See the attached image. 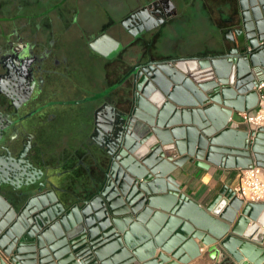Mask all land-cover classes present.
<instances>
[{
  "label": "water",
  "instance_id": "1",
  "mask_svg": "<svg viewBox=\"0 0 264 264\" xmlns=\"http://www.w3.org/2000/svg\"><path fill=\"white\" fill-rule=\"evenodd\" d=\"M239 1L243 43L239 28L222 54L142 61L91 98L103 100L117 91L93 113L92 139L103 152L97 159L106 163L90 183L92 190L89 185L63 187L59 195L31 160L34 151L27 156L30 145L20 150L15 137H6V128L0 131V264H78L76 259H85L84 264L188 263L201 255L196 238L210 247L216 264H264V203H244L224 186L203 206L190 191L181 192L171 175L188 162L204 169L261 164L256 145L264 128L250 138L228 126L234 110L245 111L246 93L254 92L249 83L255 79L254 68L264 66V0ZM148 9L127 16L122 24L129 29L130 17L137 15L147 30L153 18L141 15ZM90 46L108 55L119 42L103 32ZM204 61L214 65L215 73ZM183 63L196 67L198 77ZM169 68H180L188 78L181 80ZM159 69L166 73L163 78L185 88L167 90ZM222 104L234 110L220 117ZM244 156L248 162H238ZM170 163L175 167L169 169ZM47 195L55 197V214L44 202ZM24 214L31 215L29 223ZM251 224L255 228L247 232Z\"/></svg>",
  "mask_w": 264,
  "mask_h": 264
},
{
  "label": "crops",
  "instance_id": "2",
  "mask_svg": "<svg viewBox=\"0 0 264 264\" xmlns=\"http://www.w3.org/2000/svg\"><path fill=\"white\" fill-rule=\"evenodd\" d=\"M5 3L4 10L12 16L17 24L27 25V35H32L36 31L39 38L46 43V47H50V42L56 39L52 58L56 57L60 63L69 62L75 66L69 69L66 66H49L54 71L60 69L67 70L72 76L77 78L78 83L73 87L81 91L74 98H68L67 87L70 84L69 76H61V85L56 83V89H60L59 94L54 96V79L51 74L47 75L48 90L43 102L46 103L43 118L47 121V126L39 132H34L33 151L34 155L31 160L40 167L46 174V178L50 179L52 185L50 188L56 187L59 195H62L59 188L66 183L65 172L72 165L78 167L75 174V183H83L90 171L93 177L98 176V167L96 159L90 153H84V148L89 145L94 151L101 150V146L90 138V133L84 127L89 114V108L92 107L91 100L98 94V84L102 71V66H96L98 63V52L94 50L90 43L106 31L111 37L119 42L118 48L113 50L109 57L114 63L122 54L128 64L127 66H112V86L118 83L120 76L124 71L129 70L132 66L129 63L139 57L147 59L146 54L151 55L154 59L163 57H175L179 55H170L168 52H160L157 43L160 36V25L162 19L153 18L152 24L147 30L144 25L139 24L135 30L126 29L122 25V21L132 12L146 6L154 0H0ZM198 0H170L173 10L169 13L167 22L174 18V14L179 16L183 14L182 6L196 5ZM204 8L207 9L208 18L219 25L222 32L223 41L221 48H206L200 54L193 56H212L225 52L231 37L236 35V31L240 28V32L244 36L242 29V8L239 0H199ZM248 3V2H247ZM164 20V19H163ZM51 48V47H50ZM149 51H147V50ZM101 55V54H100ZM52 61V59H50ZM114 65V64H113ZM101 67L100 75L93 77V85L95 90H91L92 83L81 81L82 75H87L92 70L97 72ZM207 69V68H206ZM59 70V71H60ZM205 71V68L202 71ZM59 74V73H58ZM77 75V76H76ZM56 80V79H55ZM76 90H74L75 92ZM117 91L110 92L109 101H112ZM255 93V90H254ZM245 111L255 112L258 104V95L246 93ZM94 107V106H93ZM92 107V109H93ZM233 109L224 104L221 105L219 111L220 117L225 115V110ZM234 110V109H233ZM90 119V118H89ZM207 120L209 118L207 117ZM228 126L239 131H246L252 138V130L243 122L238 111L233 115ZM33 132V131H32ZM85 135L92 142L86 143ZM235 136H238L235 134ZM257 153L260 165L264 167V138L257 143ZM248 157L238 158V162H248ZM238 168H226L211 165L209 169H204L192 163H185L184 166H178L172 173L176 184L182 187L181 192L192 193V198L203 206H206L217 195L221 188L227 186L234 190L238 183ZM76 171V170H75ZM76 173V172H75ZM85 174V175H84ZM90 176V174H89ZM88 176V177H89ZM83 181V182H82ZM58 190H60L58 192ZM200 247L201 255L192 260L188 264H216L218 259L211 257L209 246L203 244L201 240L195 239ZM159 251V250H158Z\"/></svg>",
  "mask_w": 264,
  "mask_h": 264
},
{
  "label": "flooded vegetation",
  "instance_id": "3",
  "mask_svg": "<svg viewBox=\"0 0 264 264\" xmlns=\"http://www.w3.org/2000/svg\"><path fill=\"white\" fill-rule=\"evenodd\" d=\"M6 5V2H0V131H3L5 128L7 131L10 129V136L15 137V141L20 144V150L30 145L29 154L27 155L29 156L30 152L33 151L32 135L47 126V121L42 116L45 107H47L46 103L43 102L48 90L47 75L51 74L56 79H54V96L59 94L60 89L57 90L55 87L56 83H58L59 87L62 84L60 80L61 76H69L70 78L71 83L67 87L69 94L74 93L73 87L78 83V80L67 70L61 71L59 69L60 71H57V68L54 71L49 67L66 66L71 69V66H75L69 62L61 64L59 59L56 57L52 58V52L57 40H51L50 48L46 47V43L39 38L37 31L31 36L25 34L28 26L17 24L14 18L9 15V12L6 13L4 10L7 8ZM171 5L170 0L159 3L153 1L135 12L141 13L144 12L142 11L143 9L149 8L148 11L145 10L146 14L143 13L141 16H146L148 13L150 14V18L162 19L161 24H164L167 23L169 13L174 11ZM135 12H132L129 16ZM146 22L148 23V20ZM139 24H141V21L136 15L135 17H130L127 26L133 31ZM98 45L99 48H103V45ZM105 52H107L106 49ZM143 53L147 59L140 58L141 53H139V57L133 59L129 63V66H136L140 62H145L149 59L156 60L151 55L146 54V51H143ZM98 55L97 62L101 63L103 69L99 82L101 89L98 90V93H103L112 85V66H117L118 64L120 66H127L128 62L122 54L119 55L114 63L109 57L110 54L100 55L99 53ZM166 58L170 57H163L157 60ZM127 71H124L117 81H120ZM81 81L83 83L85 81L92 83L93 78L88 73L81 76ZM109 97L110 94H106L103 100H100V104L105 100H109ZM91 104H93V107L94 103ZM92 107H87L89 114L94 113L95 109L94 107L92 109ZM88 120L87 123L85 122L84 127L90 133V138L92 139L96 128L94 117H88ZM102 125L105 124L103 123ZM91 139L89 143L92 142Z\"/></svg>",
  "mask_w": 264,
  "mask_h": 264
},
{
  "label": "rangeland",
  "instance_id": "4",
  "mask_svg": "<svg viewBox=\"0 0 264 264\" xmlns=\"http://www.w3.org/2000/svg\"><path fill=\"white\" fill-rule=\"evenodd\" d=\"M169 0H154L155 3ZM179 16L174 14V18L167 23L161 24L159 41L157 48L160 52H168L170 55H179L181 57H190L193 54H200L205 51L206 48H221L223 41L221 28L215 22H212L208 18L207 9L204 8L201 1H197L196 5L183 7ZM245 37L241 36V43L244 42ZM120 50V48H118ZM179 53V54H177ZM178 57V56H175ZM96 66H102L101 63H97ZM92 70L89 75L93 77L100 75V69ZM103 71V69H102ZM92 82L91 90H95V86ZM101 89L100 83L97 90ZM76 90L68 98H74L81 93L80 90ZM93 105V104H91ZM83 129H86L83 128ZM11 130L6 133V137H10Z\"/></svg>",
  "mask_w": 264,
  "mask_h": 264
},
{
  "label": "built area",
  "instance_id": "5",
  "mask_svg": "<svg viewBox=\"0 0 264 264\" xmlns=\"http://www.w3.org/2000/svg\"><path fill=\"white\" fill-rule=\"evenodd\" d=\"M253 72L257 82L253 89L258 95L257 109L254 113H238L244 123L258 130L264 128V66L255 67ZM237 171L238 183L234 188L237 197L244 203H264V167L254 163L249 167L238 168Z\"/></svg>",
  "mask_w": 264,
  "mask_h": 264
},
{
  "label": "bare ground",
  "instance_id": "6",
  "mask_svg": "<svg viewBox=\"0 0 264 264\" xmlns=\"http://www.w3.org/2000/svg\"><path fill=\"white\" fill-rule=\"evenodd\" d=\"M97 47L99 48V45L97 44ZM101 50L103 49V48H100ZM105 51V50H104ZM166 66H168L169 67V65H166ZM182 66L184 67V68H186L187 70H189L192 74H194V75H196V77H198V75L200 74V72H197L198 71V69H196L195 70V68L196 67H194V66H190V65H185V63H183L182 64ZM204 66H206L205 68H207V69H209V70H212V71H214V73H215V70H214V68H212V67H214V65L212 64V63H209V62H206V61H204ZM200 67V66H199ZM169 70H173V71H175V73L177 72V75H178V77L181 79V80H186L187 78H188V75L183 71V70H181L180 68H169ZM174 73V74H175ZM254 73V72H253ZM163 74H166L163 70H161V69H159L158 70V76H161L162 78H163ZM173 76H175V75H173ZM255 76V75H254ZM166 78H168V79H166ZM166 78H163L164 79V83H165V88L167 89V90H171L174 86H178V87H182V88H185L184 86H183V83L182 82H174L169 76H166ZM256 80V77H255V79L253 80V82H249V83H251V87H253V89H254V87L256 86V84H257V82L255 81ZM188 84H193V82L190 80V79H188ZM256 94L257 93H254L253 92V96H256ZM226 113V112H225ZM203 163V162H202ZM204 164V163H203ZM170 165V167H169V169H172V168H174L175 166L174 165H172L171 163L169 164ZM119 168H121V166L119 165ZM124 172H126V169H124V168H122V173H124ZM18 178V177H17ZM159 178H164V176L162 175V176H160ZM240 199V198H239ZM242 200V199H241ZM36 202H37V204L40 202L39 201V199H37L36 200ZM44 202L48 205V208H50V210H51V212H53L54 214H55V209H53V205H55L56 204V201H55V197L53 196V195H47L46 197H45V199H44ZM38 206H40V203L38 204ZM77 213L78 214H80V211L79 210H77ZM48 216H49V219H51L50 218V215H49V213H48ZM262 221H263V225H264V213L262 214ZM71 217L72 218H74L75 217V215L74 214H72L71 215ZM16 218H17V215H16ZM30 218H31V215L29 216L28 214H24L23 215V221L25 222V223H29L30 222ZM43 221L45 222V219L43 218ZM56 221V220H55ZM54 221V222H55ZM66 222H68V220L66 221ZM223 222H225V221H223ZM226 223V222H225ZM21 225H23V227H25L24 226V224L21 222L20 223ZM229 224V223H228ZM256 224V223H255ZM231 226V225H230ZM256 226L258 227L259 225H257L256 224ZM260 227V226H259ZM61 228V230H63V228L62 227H60ZM255 228V226L253 225V224H251L250 226H249V228H248V231L247 232H252L253 231V229ZM262 229V228H261ZM259 230V229H258ZM34 233H37V229L36 230H32ZM54 236H55V234H54ZM196 239H199V238H196ZM200 240V239H199ZM129 250V249H128ZM201 252V251H200ZM109 259V258H108ZM108 259H104L103 261H110V260H108ZM84 260L85 259H76V261H77V263L78 264H84ZM55 261V260H54ZM190 262V261H189ZM188 262V263H189ZM188 263H183V262H180V264H188Z\"/></svg>",
  "mask_w": 264,
  "mask_h": 264
},
{
  "label": "trees",
  "instance_id": "7",
  "mask_svg": "<svg viewBox=\"0 0 264 264\" xmlns=\"http://www.w3.org/2000/svg\"><path fill=\"white\" fill-rule=\"evenodd\" d=\"M94 103V109H95V107L97 106V105H99L100 104V100H98V101H95V102H93ZM88 136L87 135H85V138H86V143L87 144H90L89 143V138H87ZM86 146H88V147H86V148H84V153L86 152V154L87 153H89V151H90V153L89 154H91L92 156H93V159L95 158L96 159V163H97V167L99 168H101L102 167V165H105V163H106V159L105 160H99V159H97V157H99V156H101V154L103 153L101 150H98V151H94V150H92V148L93 147H91V146H89V145H86ZM103 155V154H102ZM76 170V171H75ZM77 171H78V167H74L73 165L70 167V168H68V170H66V174L68 175V176H66V183L63 185V187H68L69 189H81V187L82 186H87L88 187V185H89V187H91L90 186V183H92V181H93V175L91 174V172L89 171L88 172V176H89V174H90V176L88 177L87 176V178L85 179V177H83V183H81V184H79V186H78V184H76L75 183V174H77ZM76 172V173H75ZM99 172V171H98ZM99 174V173H98ZM85 175V174H84ZM63 187H61V188H63ZM88 187V188H89ZM92 188L93 187H91L90 188V190H92Z\"/></svg>",
  "mask_w": 264,
  "mask_h": 264
}]
</instances>
